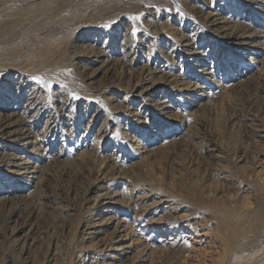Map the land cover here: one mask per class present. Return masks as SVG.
<instances>
[{
  "label": "bare ground",
  "instance_id": "6f19581e",
  "mask_svg": "<svg viewBox=\"0 0 264 264\" xmlns=\"http://www.w3.org/2000/svg\"><path fill=\"white\" fill-rule=\"evenodd\" d=\"M77 1L0 0V145L13 147V151H5L6 149L4 150L3 147L0 148V209L4 206H13L11 214H9L10 222H13L14 218H19L25 210L27 212L30 210L26 217H34L38 214L36 213L37 209L31 210L29 209L30 206H37L35 203L46 197L48 199L47 203H50L51 207L49 204L48 206L53 210L60 211L59 209L63 208L60 207V202H55L51 199L52 197L49 198V196H46L47 194L42 193L44 191H42V187L48 182L51 175V167L52 169L55 166H63V168L86 167L84 169L88 170L92 181L89 184L88 193H86L87 211L82 216L83 220L77 241L78 251L72 258L74 260L73 264H149L148 257L151 255L153 247L162 246H168V249L170 246L173 247L174 256L172 257L175 259L180 258V256L186 254L187 247L181 241H178L179 236L175 240V238L170 237V234L177 227L186 223L196 227L200 225L205 220L204 217L198 216L200 211L210 212L219 227L223 243V254L220 255L218 264H239V260L244 255L245 257L257 255L261 250L258 249L260 243L264 242V207L256 208L255 216L248 220V225L247 222L246 225L243 224L242 217L244 213L237 208L239 204L237 194H235V197L232 195L234 191H237V185L241 186L243 181L236 177L235 172L237 170L233 173L230 170V172H227L225 165L220 164L222 166L218 167L219 174L225 173L223 177L225 180L230 181L229 187L236 190L234 189L232 194L230 191L219 192L220 190H218L215 192L214 190L213 194L210 192V184L207 185L204 180L198 182L195 181V175L193 176V174H189L188 178L176 174L172 169L170 170V165L174 164V157L168 158L171 160L162 161L163 156L160 154L168 149V145L165 141H160L159 134L154 133L153 143L147 141L143 135L149 129L150 122L156 118L166 124L172 122L173 127L171 129H178L179 125H184V119L181 116L176 117L170 111L173 100H179L184 105L190 106L192 114H198L203 120H207L208 111L211 112L212 107H210V102L205 99L206 94L208 95L210 93L208 91L211 89L220 88L222 84L216 76L214 66H210V61L208 62V52L205 53L200 49L207 42H211L210 40L218 39L227 51L245 53L238 54L239 58L233 62H237L239 67L243 66L250 70V74H247L244 78H238L237 82L231 87L232 89L263 77V28L254 29L253 23L251 24L247 20H242L241 23L239 21L237 22L239 24L235 26L229 25L226 16V20L223 17L224 4H218V0H201L213 9V14L205 21L201 19L197 21L194 15L201 12V9H199L201 5L198 4L199 7H197L195 3L193 4L190 1L191 4L185 5V1L183 3L182 0H167L169 3L166 1H141L139 4L138 1L140 0H110L106 3V6L100 7L96 16L98 18L92 21L94 14L91 10L92 16L90 15L89 18L88 15V20L77 22L76 25L75 18L79 14V10L75 9ZM260 2L248 0L249 4L255 5L252 7L257 9L256 15H261L264 12ZM42 3L45 4L43 7H41ZM103 5H105V0ZM129 6L131 7L129 8ZM215 6H219L218 9H215ZM105 9H108V11ZM31 10L39 12L36 16H31L28 14ZM176 12L179 15H193L196 26L192 33L185 34V32H182L183 30H179L180 27H173V24L167 19L168 16H165L166 14L174 15ZM257 17L260 18V16ZM7 18L11 20L7 21L6 24ZM262 19L261 17L260 20ZM108 20L107 24L105 21ZM8 22L11 24L15 22L13 25L17 26L11 27L12 25L9 26ZM128 22H131V25H141L147 28V31L150 32L146 31L148 34L157 33L158 38L171 42L176 55L189 60V66L195 68L196 72L200 74V76L191 78L173 67L174 69L167 77V82L163 81L166 90L172 96V101L167 99L168 97L155 98L159 82L157 79L154 81L150 64L146 65L143 61L151 50L156 51L155 46L157 43L153 46L156 41L152 43L142 36V38H137L140 34ZM96 23L106 25L105 27L110 31H115V29L124 26L123 29H120L122 30L121 34L124 37V42L131 46V43L137 39V48L131 49L129 53L127 52L121 58H114L111 57L112 55L108 52L109 49L106 50L104 45L98 44V47H94L92 45L81 46L76 43L81 38H85L86 34L92 29L90 25L95 24L97 26ZM46 24H49L48 26L56 24V28L66 32L72 31L75 26L77 28L76 31L73 30L75 35L68 44L70 49L68 56L62 59L59 57V60L61 59V69L55 74L47 76L44 72H34L35 70L32 72L31 67V70L28 69V71L24 66L19 67L11 63L12 60L10 59L13 58H8V52L17 49L21 45L28 47L27 43L32 40H37L33 43L41 40V33L38 34L37 32ZM8 28L12 35L6 39L7 37L4 38V36L8 34ZM133 28L136 29L135 35L132 34ZM43 31L41 30V32ZM37 46L39 47V45ZM153 47L155 48L153 49ZM43 52L48 53L45 52V49ZM159 56L162 57L161 54ZM23 57H20V59ZM26 57H28L27 54ZM50 60L53 61L54 59ZM57 65L53 64L56 67ZM125 65L131 68L135 66V69L131 71H138L137 69H139L144 74V78L143 80L142 77L141 80H136L129 89H116L115 79L117 75L114 72L117 71L118 66ZM30 66H32V63ZM35 67L38 69V66ZM47 68H50V66ZM40 71H43V69ZM33 77L39 79L36 80ZM89 77L95 80L104 77L108 81H103L104 85L99 83L102 86L96 85L95 81H92L94 87H84L85 94H82L78 86L85 79H90ZM46 79L58 84L57 89L52 88L54 92L51 98L48 97L50 98L48 102H44L42 97H37L36 94V91L40 95L45 90ZM39 86L40 88H38ZM120 90L122 99L126 100L127 106L126 108L124 106H122L123 108L115 107L116 115L108 117L106 116L107 107L104 105L110 106L112 101H118L116 96L120 93ZM220 93L214 91L213 97H219ZM222 93L225 94V90ZM222 93L220 97H222ZM99 95L103 97L107 104L101 101ZM197 96L200 97L198 102L195 100ZM17 97L20 99L15 100ZM86 99L88 102L92 101L93 111L88 118L84 119L83 115L77 117L74 112L77 113L79 109V111H82L81 106L78 105L86 103ZM21 101H25L23 108ZM51 110L56 112V116L50 115ZM58 117L62 119L63 132L57 129ZM41 118L45 119V125L40 129L38 124ZM73 119L74 121L76 119V127H73ZM123 119L128 120L131 129L142 134L141 137L145 140L142 138L138 140L136 136L132 135V132L120 125ZM171 140L173 142V139L168 141ZM60 142L66 145V151H55V146ZM224 158V152L216 155V160L220 162ZM145 169L150 176L155 178H160V174H162L160 181L166 185V188H157L149 183L150 180L146 177ZM252 175L248 172L245 179L246 184L256 187L255 189H258L262 195L264 190L261 191V188L258 187L259 184L254 182ZM263 184L262 189H264ZM246 213L248 212L246 211ZM16 226V224L7 225L6 229L0 232L2 234L0 235V264H40L33 256L34 246H36V240L38 239L33 236L31 226L25 223ZM243 226L251 227L250 232L252 234L243 236L244 233L242 235V230L240 231V227ZM58 252L57 245H55L46 254L42 264H55L61 255Z\"/></svg>",
  "mask_w": 264,
  "mask_h": 264
},
{
  "label": "rangeland",
  "instance_id": "374dc122",
  "mask_svg": "<svg viewBox=\"0 0 264 264\" xmlns=\"http://www.w3.org/2000/svg\"><path fill=\"white\" fill-rule=\"evenodd\" d=\"M98 1L99 0H78L75 3V7H76L75 9L79 10V14L75 18L76 25H77V22L79 23V22H82L83 20H88V15L90 18V15L92 16V14H91L92 12L94 14L92 21L95 18H98L96 16L98 15V11H99L100 7L106 6V3H108L110 0H105V5H103L104 0H100V2H98ZM141 1L142 2L143 1H153V2L154 1L155 2H158V1L165 2L166 1L167 3H169V1H167V0H163V1L162 0H140V1H138V4ZM182 1H183V3L185 1V3H184L185 5L191 4L190 2H192L193 4L195 3V5L197 7H199V5H201L199 7V9H201V12H197V14L194 15V16H196L197 21L200 19L202 21H205L206 19H208L210 17V15L213 14V9H211L207 5H205L206 2H204V1H202V2H201V0H196L195 2H194V0H188V1L182 0ZM255 1L258 3L260 2V0H255ZM170 3H171V1H170ZM217 3L218 4L219 3L224 4L223 5L224 9L222 11L224 14L223 17L225 20L227 18V22H229V25L235 26L236 24L241 23L242 20H245V21L247 20V22H249L251 24L253 23L252 24L253 27L255 26L254 29H259V28L262 29L263 28L262 30H264V20H263L264 19V12L261 15H256L255 12L257 9H255V7H252L255 5L249 4L248 0H218ZM98 4H99V6H98ZM44 5L45 4H43L41 7H43ZM260 5L264 9V0H261ZM130 7L131 6H129V8ZM218 7L219 6H215V9H218ZM91 10H92V12H91ZM105 10L108 11V9H105ZM262 11H264V10H262ZM37 12H39V11H37ZM37 12H36V10H31L28 14L31 16H36ZM214 12H215V10H214ZM176 14H174V15L166 14L165 16L166 17L168 16L167 19L170 21L171 24H173L172 25L173 27H178V28L180 27L181 29H179V30H181V31L183 30L182 32H185V34L186 33L187 34L192 33L193 32L192 30L195 29V26H196L194 23L195 18L193 17V15H191V16H185V15H181V14L179 15V13H177V12H176ZM198 15H199V17H197ZM252 15H254V16H252ZM179 16H180V18H179ZM225 16H226V18H225ZM257 16H260V18L262 17L263 19L260 20V18H258ZM170 18H172V19H170ZM80 19H81V21H80ZM10 20L11 19L6 20L5 21L6 24H7V21H10ZM77 20H79V21H77ZM105 22L107 23V22H109V20L105 21ZM131 22H128L129 25H131ZM237 22H239V23H237ZM10 24L11 23L8 22L9 26L12 25L11 27L17 26V25H13V24H15V22L11 25ZM48 25L49 24H46L40 28L42 31L44 28L43 32H41L40 29L37 32L38 34L41 33L40 36L42 38H41V40H38V42H40V44H38V42L33 43V41H37V40H32L29 43H27V46L29 48L26 47V45H21L17 48L18 50L14 49V50H11L10 52H8V55H7L8 58L9 59L13 58L10 60L14 61V62L11 61V63L18 65L19 67L24 66L26 68V70L33 69L32 72L34 70H35L34 72H38V71L44 72V74H46L47 76L50 74L53 75V74H55V72H57L58 70L61 69V59L63 57L68 56L69 50H70L68 44L71 41L70 39H72L73 36L75 35L74 31H76L77 28L75 26L73 28V30L75 29L74 31L72 30V31L66 32L64 30L62 31L61 29L56 28L57 27L56 24H51L50 26H48ZM92 25L95 26V24L90 25V27L92 29L88 34H86L85 38H81L79 40V42L77 41L76 43L80 44L81 46H84V45L91 46L92 45L94 47L95 46L98 47L99 46L98 44L104 45L106 47V50H108V49L111 50V51L108 50V52L112 55L111 57H114V58H121L127 52L129 53L131 51V49L133 50V48H137V44H138L137 39H136V41L132 42V43H134L133 45L131 43V46H129L130 44H126L124 42V37L121 34L122 30H120V29H123L124 26H121L120 28H118L119 30L115 29V31H113V30L110 31L107 27H105L106 25L103 26V24H100V23H99V25L96 23L97 26H95V27ZM131 26H134L138 31L137 33L140 34L137 36V38L142 36L145 40H149L152 43L156 41L155 43H153V46H155V44L157 43L155 46L156 51L151 50L152 52L150 51V53L147 54L146 58H144L145 60L143 59V61H145L144 64H146V65L150 64L151 69L153 70L152 73H153L154 81H156V79H157L159 82V86L157 87L158 92L156 93L155 98H161V97L166 98V97H168L167 99L172 101L173 100V99H171L172 96H170L171 94L166 90L164 85L168 80L167 77L169 76L170 72L174 68H176L178 71L184 72L188 77H191V78H195L196 76H200V74L196 72L195 68H191L189 66V62H188L189 60H187L183 56L176 55V53L174 51L175 49H173L171 42L158 38L159 36L157 35V33H154L153 35L148 34L147 32H149V31H147V28L142 27L141 25H139V26L131 25ZM261 26H263V27H261ZM11 27H9V28H11ZM9 28L7 30L8 34L6 33L7 35L4 36V38L7 37L6 39H8L10 35H12V32H9ZM49 28H50V30H49ZM142 28H144V29H142ZM10 30H12V29H10ZM13 30H14V28H13ZM49 31H51L52 33H54V32H56V33L52 34ZM67 33H69L70 35ZM50 35L52 38L50 37ZM86 37H87V39H86ZM47 39H48V41H46ZM52 39L54 40V42ZM42 40H43V42H42ZM61 40H63V41H61ZM158 40H159V42H157ZM50 41H52V42H50ZM106 41H107V43H106ZM210 41L211 42H207L206 44L201 46L200 49L202 51H204L205 53L208 52L207 53V55L209 54L208 55V57H209L208 62L210 61L209 62L210 66H214L213 68L216 72V76L219 80H221L220 82L222 84H221L220 88L211 89L208 91V93L209 92L210 93L208 95L206 94L205 99L208 102H210V104H211L210 107H212V111L211 112L208 111L207 120H203L198 114L197 115L192 114L191 113L192 109L190 106L184 105L179 100H173L172 101V108L170 109V111H171V113H174L176 115V117L181 116L182 119H184V125H179L178 129H171L173 127L172 122H170V124H171L170 125V124H166L165 122H162L160 119L156 118L155 120L150 122L151 125H150L149 129L147 131H145V134L143 136L147 141H151L153 143L154 138H152V137L155 136L154 133L159 134L160 135L159 136L160 141L161 142L165 141L166 144L168 145V149H166L163 152V154H160L161 156H163L162 161L171 160L168 158L174 157V164L170 165V170L172 169L176 174L184 175L185 177H188V178H189V174H193V176L195 175L194 176L195 181L200 182L201 180L202 181L204 180V182H206L207 185L212 184L211 186L209 185V187H211L210 192H212L213 194H214V190H215V192H217L218 190H220L219 192L224 191V190L230 191V193L232 194V191L235 189L233 187H231V188L229 187L231 183L229 180L224 179L223 176L225 173L219 174L218 169L222 166L220 164L225 165L224 167H225V170L227 172L230 170V171H232L231 173H233L237 170V172H235L236 174L235 173L234 174L237 175L236 177H238V179L240 181H242V180L243 181L241 182L242 183L241 186L237 185V188H238L237 191L238 192L234 191L235 193L233 192L232 195L235 197V194H237L236 196L238 197V203H239L237 205V208H238V210H240L244 213V215L242 217L243 218V224L246 225V222H247V225H248V220H250V218L252 219V217L255 216L256 208L264 207V202H263L264 201V199H263L264 193L261 195V192L258 189L257 190L255 189L256 187L254 188V187L247 185L246 184L247 181H245L246 176H248V172H249L250 174H253L252 178L254 179V182L256 184H259V185L261 184L260 186L258 185V187L261 188V191L264 190V189H262V184L264 183V135H263L264 134V76L256 78L255 81L254 80L250 81L246 85H238L232 89L231 87H233V84H235L237 82L238 78H240V77L244 78L247 74H250V70H247L243 66L239 67L238 66L239 64H237V62H233V61H236L237 58H239L238 54L241 55V54H245V53H243V52L238 53V52L230 51V50L227 51V49L222 44H220L218 39L217 40H210ZM35 43H37V45H39V47L37 45H35ZM158 43H159V45H158ZM29 45H31V46H29ZM59 46H61V47L59 48ZM65 47H66V49H65ZM155 47H153V49ZM31 48H32V50H31ZM47 48L50 50L48 51ZM56 48H58V49L56 50ZM116 48L118 49V51ZM23 49L25 51L24 53H23ZM44 49H45L46 53L47 52L49 53V56H48V53L45 54L43 52ZM60 49H62V50H60ZM127 49H128V51H127ZM18 51H19V53H18ZM65 53H67V54H65ZM152 53H153V55H152ZM26 54L28 57H26ZM40 54H42V55H40ZM50 54H52V55H50ZM55 54H57V55H55ZM159 54H161L162 57L159 56ZM246 54H248V53H246ZM63 55H65V56H63ZM52 56H53V58H52ZM56 56H58V57H56ZM20 57H23V58L20 59ZM29 57H31V58L29 59ZM59 57H61L60 60H59ZM49 58L54 59V60L52 61ZM55 58H56V60H55ZM15 59H16V61H15ZM34 60H35V62H34ZM39 61L41 62V64L43 66L42 65L40 66ZM56 61H58L57 63L60 64V65L58 64L59 66L57 65ZM25 62H27V63H25ZM47 62L49 65L47 64ZM31 63H32V66H30ZM53 64L57 65V67L53 66ZM35 66H38V69ZM49 66H50V68H47ZM30 67H31V69H30ZM32 67H34V68H32ZM44 67H46V68H44ZM128 67L130 68V70ZM128 67L126 65L125 66H118L117 71L114 72L117 75V77L115 79L116 89H125V88L129 89V87H131L132 84L136 80H139L141 77H142L141 79L143 80L144 74L141 71H139V69H137L138 71H131V70L135 69V66H132V68L130 66H128ZM42 69H43V71H40ZM89 78L90 79L87 78V80L85 79L81 84H79L78 89H80L79 90L80 93L85 94L84 87H87V86L94 87V85L92 84V81H95L96 85H98L99 83L100 84L102 83V85H104L103 81L104 82L108 81L107 78L105 79L104 77L99 78L98 80H95L91 77H89ZM165 78H167V79H165ZM45 82H46L45 90L40 95L36 91V94H37V97L38 96L40 98L42 97V100L44 102L45 101L48 102L49 99L52 97L53 92H54V89H52V88L57 89L58 84L54 81H48L47 79ZM158 82H156V83H158ZM102 85H100V86H102ZM206 86H208V85H206ZM226 86H227V89H226ZM38 88H40V86ZM208 89H210V87ZM224 90L226 92L225 94L222 93ZM46 91H48V92H46ZM214 91L221 92L223 94L222 97H220L221 93L218 95L219 97H217V96L213 97ZM46 93H47V95L48 94L49 95L47 96ZM118 94L116 96L118 101H116V102L112 101L110 103V106L104 105L105 107L108 108V109L106 108V110H107L106 116H108V117H112V116L116 115L115 109H114L115 107L116 108L117 107L123 108L122 106H124L126 108V106H127L126 100L122 99L121 90H120V93H118ZM45 96H46V98H45ZM100 96L101 95H99L98 97H100ZM48 97H50V98H48ZM18 98L19 97H17L15 100L20 99V98L19 99ZM100 99H101V101L106 103V101L103 99V97H100ZM199 99H200V97L197 96L195 100L198 102ZM209 99H211V100L209 101ZM86 100H85L86 103H82V104L78 105V106H81L82 111H79L80 110L79 109V110H77V113L74 112V114L77 117L80 115H83L84 119L88 118V116L93 111L92 101L88 102L89 99L87 101ZM20 103H22V108H23V106L25 105V101H21ZM111 105H112V107H111ZM141 106H143V104H141ZM110 108H112V109H110ZM54 112L55 111L51 110L50 115L56 116V112L55 113ZM60 117H58V120H57L58 121L57 129H58V131L62 130L61 132H63V129L61 127V122H62L61 120L62 119ZM73 121H74V119H73ZM73 121H72V124L74 125L73 127H76L75 126V124H77L76 119L74 122ZM153 122H155V123H153ZM38 125H39L38 127H40V129L43 128V126L45 125V119L41 118L39 120ZM120 125L126 127L127 128L126 130H129V132H132L133 133L132 135L136 136V138H138V140L140 138L143 139V137H141L142 134L138 133L137 131L134 132L131 129V124L128 122V120L123 119L122 123ZM174 125H176V124H174ZM175 138H177V139H175ZM145 139H143V140H145ZM169 139H173V142H172V140L168 141ZM1 147H3V145H0V148ZM65 147H66V145L60 142L55 146V151L56 152L57 151H64V150L66 151ZM3 148H4V150L6 149L5 151H9V150L13 151V147H11V146H5ZM220 152L225 153V158L221 162L216 160V155ZM243 153H245L244 156H243ZM247 159H248V162L246 161ZM244 160H245V163H244ZM231 166H233V168H231ZM76 168H79V166L78 167H71V168H63V166H55V167H53V169L51 167V171H50L51 175L49 177V180H52V181L48 180V182L45 183L42 187V191L44 190L42 193H45L44 195L47 194L46 196H49V198L52 197L51 199L54 200L55 202L56 201L60 202L59 203L60 207L62 206L64 208V209L63 208L59 209L61 212L57 211V210H53V208H50L51 207L50 203H47L48 199H46V197L40 199L39 200L40 203H39V201H37L39 203V205L36 202L35 204L37 206H34V205L30 206L29 209H31V210L37 209L36 213H38V214L35 215L34 217H26L28 215V212H30V210H28V212H27V210H25L22 213V215L24 217L21 215V216H19V218H14L13 222H10L11 218H10L9 214H11V210H12L11 208L13 206H11V205L4 206L0 209V232H3L4 229H6L7 225L12 226V225L16 224L17 225L16 227H18V226H21L25 223V224H28L29 226H31L33 236L36 237V239H38V240H36V246H34L33 256L35 257V259L38 263L40 262V264H42V261L44 260L46 254L49 252V250L51 248H54L55 245H57V249L59 251L58 253L61 254L58 261H57L58 263L56 262L57 264H66V263L67 264H73L74 263V260L72 258L75 255V253L77 254V251H78L77 241H78L79 231L81 230L80 225H81L82 220H83L82 216H84L85 212L87 211V207H86L87 205H86V200H85L86 195H87L86 193H88V189H89L88 187L92 181L91 176L88 173V170L84 169L86 167H80L79 169H76ZM69 169H70V171H69ZM145 171H146L147 179L150 180L149 183H151L153 186H155L157 188H163V189L166 188V185L160 181V179L162 178V174H160V178H158V177L155 178V177L150 176L146 169L144 170V172ZM243 177H245V178H243ZM244 181H245V183H244ZM222 187H224V188L222 189ZM239 189H241V190L239 191ZM253 189H255V190H253ZM251 190L255 194L254 193L252 194ZM216 194H218V193H216ZM240 197H242V198L240 199ZM232 199H233V197H232ZM48 204L50 207L48 206ZM246 211L248 213H246ZM198 216L205 218V220L203 222H201L200 225H197L198 228L195 225L186 223L185 225L184 224L180 225L179 226L180 228L177 227L176 228L177 232L175 230L170 234L171 235L170 237L175 238V240L180 237L178 241H181L183 244L186 245L187 252L184 256H180V258H176V259L173 258L172 257V256H174L173 250H172L173 247H171V246L169 247V249H168V246H162V247H156V248L153 247V249L150 253L151 255H149V257H148L149 264H218V262L220 261V259H219L220 255L223 254V243L221 240V233L219 232V227L217 225V222L215 221V219L212 217V215L208 211H200V213H198ZM244 218H246V219H244ZM14 220H16V221H14ZM65 226H66V228H65ZM250 228L244 227V226L240 227V231L242 230V235H243V233H244L243 236H247L249 234H252V232H250L251 231ZM0 235H2V234L0 233ZM177 236H179V237H177ZM21 243H23V241H21ZM154 249L155 250L157 249V250L155 251ZM258 249H261V250L258 254L256 253L257 255L250 256L251 258L249 256L245 257V255H244L243 256L244 258L242 257L241 260H239V264H244L246 262H247L246 264H264V242L260 243ZM252 255H254V254H252Z\"/></svg>",
  "mask_w": 264,
  "mask_h": 264
},
{
  "label": "snow or ice",
  "instance_id": "6c2138e0",
  "mask_svg": "<svg viewBox=\"0 0 264 264\" xmlns=\"http://www.w3.org/2000/svg\"><path fill=\"white\" fill-rule=\"evenodd\" d=\"M137 19H138V17H137ZM135 33H136V29L133 28V29H132V34L135 35ZM33 79L38 80L39 78H38V77H33ZM117 135H118V133H117ZM189 246H190V245H189Z\"/></svg>",
  "mask_w": 264,
  "mask_h": 264
}]
</instances>
